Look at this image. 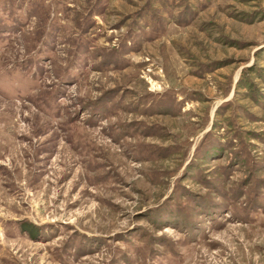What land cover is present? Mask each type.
<instances>
[{"label":"rangeland","instance_id":"rangeland-1","mask_svg":"<svg viewBox=\"0 0 264 264\" xmlns=\"http://www.w3.org/2000/svg\"><path fill=\"white\" fill-rule=\"evenodd\" d=\"M0 264H264V0H0Z\"/></svg>","mask_w":264,"mask_h":264}]
</instances>
